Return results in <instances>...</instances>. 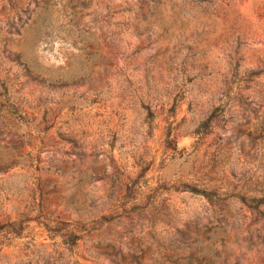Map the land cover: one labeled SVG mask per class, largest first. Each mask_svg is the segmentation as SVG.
<instances>
[{"label":"rangeland","instance_id":"obj_1","mask_svg":"<svg viewBox=\"0 0 264 264\" xmlns=\"http://www.w3.org/2000/svg\"><path fill=\"white\" fill-rule=\"evenodd\" d=\"M253 187L264 0H0V264H264Z\"/></svg>","mask_w":264,"mask_h":264},{"label":"trees","instance_id":"obj_2","mask_svg":"<svg viewBox=\"0 0 264 264\" xmlns=\"http://www.w3.org/2000/svg\"><path fill=\"white\" fill-rule=\"evenodd\" d=\"M46 20L48 21V16L45 17V22ZM224 107L225 106H223L222 108ZM212 122V118L203 120L199 125V129L201 130L202 128H209L208 126L211 125ZM197 191L201 192L208 198H211L214 194V191L198 189ZM237 197L243 204L251 207L252 209L260 210V208L264 206V187H253L252 189L250 188L248 192L244 194H237ZM262 213H264V211H262ZM29 221V219H25L21 221H11L0 224V236L1 238H3L0 239V245H8L14 239L29 236V233L32 230L31 226L28 224ZM46 229L49 232L48 235L51 239H56L57 237L61 238V243L69 253L72 254L76 252V249L79 247V241L81 239V237L77 233H75L74 231H69L68 229H66V227H60L59 225H56L55 227L46 225Z\"/></svg>","mask_w":264,"mask_h":264}]
</instances>
